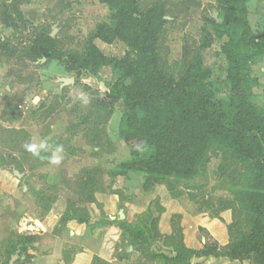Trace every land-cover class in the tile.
Listing matches in <instances>:
<instances>
[{"label":"rangeland","instance_id":"obj_1","mask_svg":"<svg viewBox=\"0 0 264 264\" xmlns=\"http://www.w3.org/2000/svg\"><path fill=\"white\" fill-rule=\"evenodd\" d=\"M6 1L0 0V264L16 255L15 264H34L39 256L52 257L50 264H165V255L209 249L220 255L215 258H228L232 244L253 227L246 202L256 164L214 143L208 161L189 180L169 177L146 188L143 174L113 177L133 158L119 133L125 108L113 103L115 85L130 81L112 68L97 79L76 80L57 61L23 58V49L40 33L66 52L83 54L97 26L110 22L109 8L100 0H32L22 7L27 22L14 29L2 21ZM138 3L143 11L157 4L165 8L167 22L156 48L161 71L180 81L201 57L211 89L228 101L224 41L210 23L223 20L219 1ZM261 8V2L253 4V15ZM2 42L10 52L2 50ZM99 45L109 57L126 52L121 42ZM14 49L17 57H9ZM255 66L259 97L264 64ZM61 78L75 84L62 87ZM88 175L94 182L85 185ZM26 239L31 241L25 244ZM209 257L187 263L228 264L207 262Z\"/></svg>","mask_w":264,"mask_h":264},{"label":"trees","instance_id":"obj_2","mask_svg":"<svg viewBox=\"0 0 264 264\" xmlns=\"http://www.w3.org/2000/svg\"><path fill=\"white\" fill-rule=\"evenodd\" d=\"M8 1L3 6L2 21L6 27L17 29L20 22H27L21 7L32 0ZM218 1L223 20L211 19L210 23L215 37L224 41L221 52L228 64V101L217 98L211 89V73L204 68L201 57L180 81L161 71L156 48L167 20L160 4L143 11L138 0H100L109 8L110 22L97 26L83 54L66 52L56 39L40 33L23 49V58L57 61L76 80L97 79L103 68L110 67L130 81L115 85L113 103L122 102L125 108L119 133L133 158L120 164L113 177L143 174L146 188L169 177L176 182L189 180L208 161L214 143L254 162L256 173L246 202L253 213V227L232 244L226 256L264 264V111L253 102L256 90L262 86L253 75V67L264 62V33L255 35L250 24L251 0ZM116 42L126 47L121 57H109L100 49L99 44ZM1 47L11 51L4 42ZM17 54L14 49L9 57ZM93 182L88 175L85 185ZM169 190L173 191L172 183ZM194 256L220 255L209 249L162 258L165 264H188Z\"/></svg>","mask_w":264,"mask_h":264},{"label":"crops","instance_id":"obj_3","mask_svg":"<svg viewBox=\"0 0 264 264\" xmlns=\"http://www.w3.org/2000/svg\"><path fill=\"white\" fill-rule=\"evenodd\" d=\"M32 2V1H31ZM30 2V3H31ZM258 3V2H261V4H262V8H261V11H259V12H257L256 14H254L253 15V13H252V10H251V8H252V6H253V4H255V3ZM29 3V4H30ZM25 5H28V4H24L23 6H25ZM22 6V7H23ZM22 7H21V10H22ZM248 7H249V20H250V24H251V26H252V29H253V31H254V34L255 35H262L263 33H264V0H257V1H255V2H251V3H249V5H248ZM23 12V11H22ZM24 14V13H23ZM262 64H264V62H261ZM255 67L256 66H254L253 67V71L255 70ZM109 68L110 67H106V68H103L102 70H109ZM263 71H264V69H262ZM254 73V72H253ZM254 76H256V75H254ZM256 77H258V78H261L259 75L258 76H256ZM253 102L260 108V109H264V95H262V96H259V97H253ZM34 136H35V134H33ZM55 242L57 241V240H54ZM44 244V242L43 243H41V245L42 246H44L43 245ZM59 246H60V243L57 241L56 242V244H55V246H54V248L56 249V250H58V248H59ZM42 248V247H41ZM203 259H207V258H203ZM223 260V259H225L227 262H228V264H253L250 260H247V261H237V260H230V259H228V258H215V257H213V256H211V257H209V259H208V261L207 262H210V263H212V262H214V260ZM51 260H52V257H44V256H39L38 258H36L35 260H34V264H50V262H51ZM202 260V259H201ZM224 261V260H223ZM203 262V261H202Z\"/></svg>","mask_w":264,"mask_h":264},{"label":"water","instance_id":"obj_4","mask_svg":"<svg viewBox=\"0 0 264 264\" xmlns=\"http://www.w3.org/2000/svg\"><path fill=\"white\" fill-rule=\"evenodd\" d=\"M42 61L45 62L46 61V58L42 59ZM59 82L62 83V87H64V86H70V85H74L75 84V80L72 79V78H61V79H59ZM15 174L20 176V174L17 171L15 172ZM17 259H18V255L14 256L12 258L10 264H15V262H16Z\"/></svg>","mask_w":264,"mask_h":264},{"label":"clouds","instance_id":"obj_5","mask_svg":"<svg viewBox=\"0 0 264 264\" xmlns=\"http://www.w3.org/2000/svg\"><path fill=\"white\" fill-rule=\"evenodd\" d=\"M30 150H33V149H30ZM52 162H53V163H59V160H58V159H53Z\"/></svg>","mask_w":264,"mask_h":264}]
</instances>
